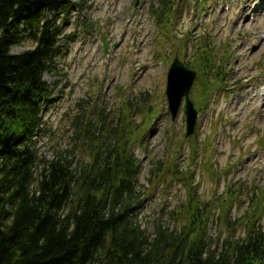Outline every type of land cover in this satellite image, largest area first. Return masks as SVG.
Masks as SVG:
<instances>
[{
	"label": "rangeland",
	"instance_id": "rangeland-1",
	"mask_svg": "<svg viewBox=\"0 0 264 264\" xmlns=\"http://www.w3.org/2000/svg\"><path fill=\"white\" fill-rule=\"evenodd\" d=\"M91 2L84 9L91 30L79 31L80 15L71 17L58 69L45 74L52 99L41 114L39 157L49 161L73 150L74 160L87 163L93 149L81 125L93 123L108 142L120 125V132L134 131L128 136L141 160L138 189L145 199L138 219L144 228L181 226L184 214L170 216L180 214L191 189L200 204L212 206L207 237L214 244L244 239L251 222L264 230V0H181L168 23L151 14L158 0ZM33 46L22 40L11 52ZM177 52L201 75L191 97L204 112L190 140L184 106L173 121L165 95ZM172 175L180 181H170Z\"/></svg>",
	"mask_w": 264,
	"mask_h": 264
},
{
	"label": "trees",
	"instance_id": "trees-1",
	"mask_svg": "<svg viewBox=\"0 0 264 264\" xmlns=\"http://www.w3.org/2000/svg\"><path fill=\"white\" fill-rule=\"evenodd\" d=\"M180 1L159 0L155 13L167 19ZM84 4L0 0V264H264V231L251 222L244 239L214 244L212 206L191 189L184 211L170 216L184 214L181 226L144 228L141 167L128 151L134 131L115 126L108 142L89 122L81 125L93 149L89 162L74 160L73 150L39 157L41 114L52 95L44 77L57 71L64 31ZM22 40L33 48L13 55Z\"/></svg>",
	"mask_w": 264,
	"mask_h": 264
},
{
	"label": "water",
	"instance_id": "water-1",
	"mask_svg": "<svg viewBox=\"0 0 264 264\" xmlns=\"http://www.w3.org/2000/svg\"><path fill=\"white\" fill-rule=\"evenodd\" d=\"M182 70H183L182 64H180L178 61H176L175 64L173 65V67L171 69V72H170V75H169L170 83H169V86H168L167 95H168L169 101H170V109L174 113L177 112V109H178V103L177 102H178L179 98H181L182 95L179 94L177 88L173 85V83H172V81L170 79L171 78H175V79H179L181 81L182 80V77H181L182 76ZM189 74H191V73H189ZM195 75L196 74L192 75V77L190 78L191 80L189 81V89L183 94V96L184 95L186 96V95H188V93L191 92ZM174 90H176V95L174 93L175 92ZM192 109H193V104L192 103L190 104V101H188V106H187L188 137L192 136L193 130H194L193 127H194V123H195V117L193 116V115H195V111L193 112V115H192L191 114L192 113Z\"/></svg>",
	"mask_w": 264,
	"mask_h": 264
},
{
	"label": "bare ground",
	"instance_id": "bare-ground-1",
	"mask_svg": "<svg viewBox=\"0 0 264 264\" xmlns=\"http://www.w3.org/2000/svg\"><path fill=\"white\" fill-rule=\"evenodd\" d=\"M23 53H25V52H23ZM22 54V53H21Z\"/></svg>",
	"mask_w": 264,
	"mask_h": 264
}]
</instances>
